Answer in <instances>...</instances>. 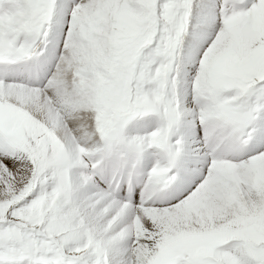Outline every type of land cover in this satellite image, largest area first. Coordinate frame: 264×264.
Returning <instances> with one entry per match:
<instances>
[{
    "label": "snow or ice",
    "instance_id": "6c2138e0",
    "mask_svg": "<svg viewBox=\"0 0 264 264\" xmlns=\"http://www.w3.org/2000/svg\"><path fill=\"white\" fill-rule=\"evenodd\" d=\"M0 264H264V0H0Z\"/></svg>",
    "mask_w": 264,
    "mask_h": 264
}]
</instances>
